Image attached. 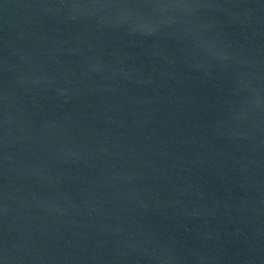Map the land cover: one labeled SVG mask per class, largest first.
Returning <instances> with one entry per match:
<instances>
[{
	"label": "water",
	"instance_id": "1",
	"mask_svg": "<svg viewBox=\"0 0 264 264\" xmlns=\"http://www.w3.org/2000/svg\"><path fill=\"white\" fill-rule=\"evenodd\" d=\"M0 264H264V0H0Z\"/></svg>",
	"mask_w": 264,
	"mask_h": 264
}]
</instances>
